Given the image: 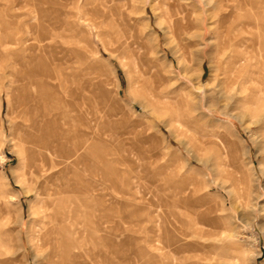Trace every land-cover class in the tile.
Listing matches in <instances>:
<instances>
[{
	"label": "rangeland",
	"instance_id": "1",
	"mask_svg": "<svg viewBox=\"0 0 264 264\" xmlns=\"http://www.w3.org/2000/svg\"><path fill=\"white\" fill-rule=\"evenodd\" d=\"M0 207V264H264V0H0Z\"/></svg>",
	"mask_w": 264,
	"mask_h": 264
},
{
	"label": "bare ground",
	"instance_id": "2",
	"mask_svg": "<svg viewBox=\"0 0 264 264\" xmlns=\"http://www.w3.org/2000/svg\"><path fill=\"white\" fill-rule=\"evenodd\" d=\"M227 68H228V67H227ZM230 71H231L230 69H228V70L225 69V72H226V73H229ZM230 73H231V72H230ZM34 78H35V77H34ZM24 79H25V78H24ZM228 81H229V80H228ZM228 81H227V82H228ZM236 81H237V80H236ZM230 82H231V80L229 81V84H231ZM232 83H233V82H232ZM70 106H71V105H70ZM71 107H72V106H71ZM70 110H71V108H70ZM72 111H73V108H72ZM64 116H65V115H64ZM46 119H47V118H46ZM50 119H51V118H50ZM58 120H59V119H58ZM48 121H49V120H48ZM53 122H54V121H53ZM55 122H56V120H55ZM79 125H80V124H79ZM49 126H50V125H49ZM79 133H80V132H79ZM65 134H66V133H65ZM34 144H35V143H34ZM38 146H40V145H38ZM96 146H97V145H96ZM82 147H83V146H82ZM39 148H40V147H39ZM46 149H47V148H46ZM82 149H83V148H82ZM42 150H43V149H42ZM48 150H49V149H48ZM49 151H50V150H49ZM102 151H103V150H102ZM32 157H33V156H32ZM28 168H29V167H28ZM32 168H33V167H32ZM30 172H31V171H30ZM34 182H35V181H34ZM1 202H2V201H1ZM4 208H5V207H4ZM4 208H1V207H0V219L3 218V209H4ZM42 226H43V225H42ZM40 228H41V227H40ZM46 232H47V231H46ZM47 233H48V232H47ZM42 235H43V234H42ZM44 236H45V235H44Z\"/></svg>",
	"mask_w": 264,
	"mask_h": 264
}]
</instances>
